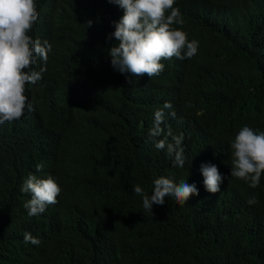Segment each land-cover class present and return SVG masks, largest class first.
Segmentation results:
<instances>
[{
	"label": "trees",
	"instance_id": "trees-1",
	"mask_svg": "<svg viewBox=\"0 0 264 264\" xmlns=\"http://www.w3.org/2000/svg\"><path fill=\"white\" fill-rule=\"evenodd\" d=\"M89 1L114 12L111 0ZM177 4L162 14L171 48L149 61V80L110 72L104 35L51 21L48 71L28 92L34 111H0V264H264V0ZM170 50L185 60L165 66ZM166 102L187 144L183 167L149 140ZM173 127L169 116L164 132ZM201 159L215 184L168 195L159 175L186 179ZM33 167L36 183L25 179ZM58 182L77 222L51 251H19L14 228L45 246L49 219L23 206Z\"/></svg>",
	"mask_w": 264,
	"mask_h": 264
},
{
	"label": "clouds",
	"instance_id": "clouds-1",
	"mask_svg": "<svg viewBox=\"0 0 264 264\" xmlns=\"http://www.w3.org/2000/svg\"><path fill=\"white\" fill-rule=\"evenodd\" d=\"M111 2L114 12L106 16L96 13L89 0H0V111H34V104L29 99L28 92L45 79L53 54V44L49 38L53 32L50 23L54 19L62 21L64 16L69 18L71 26L84 25L86 36H105L106 49L102 57L109 65L108 70L115 76L128 80H149L157 77L154 76L149 61L169 46L170 32L161 17L167 12L169 5L180 9L178 0ZM183 60L185 58L180 57L174 50L163 55L165 66L170 61ZM169 116L174 120V127L166 133L164 125ZM178 122L176 105L166 102L154 112L149 128V140L154 148L167 155L174 165L183 167L189 160L184 133L176 127ZM209 160L191 162L193 170L191 176L186 179L169 173L159 175L166 193L178 199L183 196L184 186L188 181H196L207 187L215 184L206 170ZM33 173L34 176L30 180L36 183L35 176L38 173L35 167L27 172L25 179H29ZM25 179L21 181L19 190L24 186ZM30 196L31 199L23 206L26 215L33 219L42 216L49 219L45 246L39 237L16 228L12 234L14 242L21 252L30 249L51 251L62 233L77 222V217L66 213L67 209L76 207L64 196V188L59 182L52 189H40ZM110 229L105 230L100 239L104 249L108 248L112 234Z\"/></svg>",
	"mask_w": 264,
	"mask_h": 264
},
{
	"label": "bare ground",
	"instance_id": "bare-ground-1",
	"mask_svg": "<svg viewBox=\"0 0 264 264\" xmlns=\"http://www.w3.org/2000/svg\"><path fill=\"white\" fill-rule=\"evenodd\" d=\"M170 48H171V46H170ZM170 48L168 47V50H169Z\"/></svg>",
	"mask_w": 264,
	"mask_h": 264
}]
</instances>
